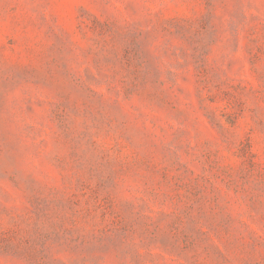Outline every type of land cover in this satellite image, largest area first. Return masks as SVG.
<instances>
[{
	"label": "rangeland",
	"instance_id": "374dc122",
	"mask_svg": "<svg viewBox=\"0 0 264 264\" xmlns=\"http://www.w3.org/2000/svg\"><path fill=\"white\" fill-rule=\"evenodd\" d=\"M0 264H264V0H0Z\"/></svg>",
	"mask_w": 264,
	"mask_h": 264
}]
</instances>
